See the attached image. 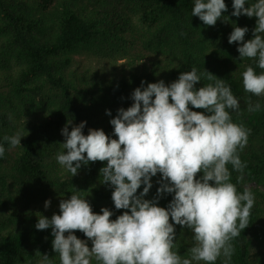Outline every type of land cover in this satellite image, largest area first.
<instances>
[{
	"label": "trees",
	"instance_id": "obj_1",
	"mask_svg": "<svg viewBox=\"0 0 264 264\" xmlns=\"http://www.w3.org/2000/svg\"><path fill=\"white\" fill-rule=\"evenodd\" d=\"M225 3L228 19L209 26L191 15L193 0H0V143L6 149L0 159V264H38L41 254L60 264L51 228L35 225L39 215L59 214L60 201L73 192L94 212L111 209V219L126 211L115 209L113 187L101 182L106 161L82 164L74 176L58 164L61 129L68 120L69 131L86 121L84 134L102 128L118 138L110 120L131 106L142 80L145 87L159 80L170 84L193 67L205 74L197 88L212 82L206 70L230 85L239 100V109L229 110L232 119L250 130L239 152L246 167L228 168L238 191L251 189L255 203L249 225L231 241L228 264H264V96L246 92L242 78L247 66L264 70L254 59L240 58L242 42H228L234 26H247L245 41L252 39L257 17L233 16L232 0ZM256 104L259 109L250 111ZM16 133L23 135L20 146L3 141ZM151 179L146 199L157 195L161 174ZM172 196L163 194L159 206L167 207ZM175 230L174 250L187 257L193 233L180 225ZM73 231L92 246L82 231ZM224 261L221 256L215 264Z\"/></svg>",
	"mask_w": 264,
	"mask_h": 264
},
{
	"label": "clouds",
	"instance_id": "obj_2",
	"mask_svg": "<svg viewBox=\"0 0 264 264\" xmlns=\"http://www.w3.org/2000/svg\"><path fill=\"white\" fill-rule=\"evenodd\" d=\"M227 7L225 0H193L191 15L214 26L218 19H228L223 16ZM232 9L233 16L257 20L252 39L245 41L247 26H234L228 42H242L240 58L254 59L264 70V0H232ZM206 74L212 82L199 88L196 84L205 74L195 67L170 84L159 80L145 87L142 80L131 93V106L119 108L110 120L118 138L102 128H89L84 134L86 121L69 131L72 121H67L61 129L64 150L55 157L58 164L74 176L82 164L106 161L100 169L101 182L113 187L115 209L126 211L111 219V209L94 212L84 196L73 192L60 201L59 214L39 215L35 227L51 228L60 264H92L93 259L99 264H215L221 256L228 264L234 252L231 241L249 225L255 203L251 189L238 191L228 168L231 164L242 172L246 167L239 152L246 147L250 130L232 119L229 110H238L239 100L230 85L207 70ZM242 78L246 92L264 96V71L247 66ZM259 107L249 105V110ZM106 114L111 111L106 109ZM22 136H4L3 141L20 146ZM5 152L0 143V159ZM157 173L161 174L157 195L146 199ZM163 194H173L167 207L158 204ZM50 203L46 200L45 208ZM176 225L193 233L187 257L174 250ZM73 230L82 231L92 246ZM38 264L52 261L41 254Z\"/></svg>",
	"mask_w": 264,
	"mask_h": 264
},
{
	"label": "rangeland",
	"instance_id": "obj_3",
	"mask_svg": "<svg viewBox=\"0 0 264 264\" xmlns=\"http://www.w3.org/2000/svg\"><path fill=\"white\" fill-rule=\"evenodd\" d=\"M250 186H254L253 184H249Z\"/></svg>",
	"mask_w": 264,
	"mask_h": 264
}]
</instances>
